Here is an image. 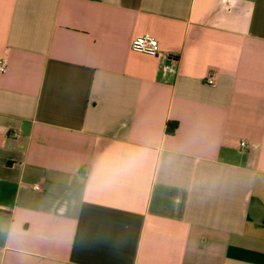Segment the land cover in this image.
Returning <instances> with one entry per match:
<instances>
[{
    "label": "crops",
    "instance_id": "obj_1",
    "mask_svg": "<svg viewBox=\"0 0 264 264\" xmlns=\"http://www.w3.org/2000/svg\"><path fill=\"white\" fill-rule=\"evenodd\" d=\"M0 59V264H264V0H0Z\"/></svg>",
    "mask_w": 264,
    "mask_h": 264
},
{
    "label": "built area",
    "instance_id": "obj_2",
    "mask_svg": "<svg viewBox=\"0 0 264 264\" xmlns=\"http://www.w3.org/2000/svg\"><path fill=\"white\" fill-rule=\"evenodd\" d=\"M131 50L135 53L149 56H158L160 54L157 40L148 34L133 39L131 42ZM6 68L7 64L5 59H0V74L4 73ZM205 84L208 86H213L215 84L214 78L212 76L208 77L205 80ZM239 146L242 150L248 148V145L245 142H240ZM34 189L38 190V187H34Z\"/></svg>",
    "mask_w": 264,
    "mask_h": 264
},
{
    "label": "trees",
    "instance_id": "obj_3",
    "mask_svg": "<svg viewBox=\"0 0 264 264\" xmlns=\"http://www.w3.org/2000/svg\"><path fill=\"white\" fill-rule=\"evenodd\" d=\"M167 132L172 133L173 129L172 128L170 129V126L169 127L167 126Z\"/></svg>",
    "mask_w": 264,
    "mask_h": 264
}]
</instances>
